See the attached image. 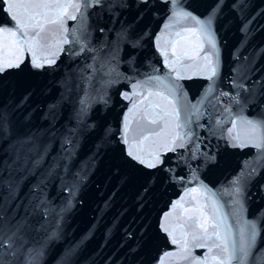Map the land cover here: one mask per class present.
<instances>
[{"label":"water","instance_id":"95a60500","mask_svg":"<svg viewBox=\"0 0 264 264\" xmlns=\"http://www.w3.org/2000/svg\"><path fill=\"white\" fill-rule=\"evenodd\" d=\"M179 5L201 20L210 14L214 18L218 76L209 81L191 68L184 70V79L175 81L182 86L178 95L185 99L181 103L188 105L201 101L208 86L215 84L203 109L211 113V122L206 114L193 124L203 141L200 152L214 160L206 162L203 156L192 160L190 152L177 148L175 153H162V166L147 169L130 160L127 145L122 143L124 116L132 108L124 93L131 95L132 84L149 75L167 74L175 79V73L164 65L155 39L169 23L171 5L166 0H147L146 4L103 0L87 12L88 42L94 52H80L79 45L70 52L71 46L64 45L56 63L39 70L31 67V58L25 54L20 69L0 74V108L12 114L11 136L0 139V202L8 196L4 181H10L17 191L9 215L18 210L19 219L26 209L30 214V201L44 200L48 208L47 216L29 217L28 247L39 252L34 264H157L165 252H177V246L160 229L164 214L173 212L170 222L178 223L176 217L194 203L193 197L203 195L201 185L217 194L221 211L228 217L226 224L235 232L239 222L231 215L232 198L226 192L245 170L246 162L255 160L258 153L252 147L234 148L224 137L234 116L264 117V0H179ZM9 23L0 9V26ZM76 24L66 22L69 32ZM182 27L173 22L167 31L176 41L174 50L187 51L193 57L184 63H193L199 40L191 32L175 37ZM122 30H127L126 40L119 37ZM131 41H139L138 46L133 47ZM172 50L170 46V57ZM238 73H243L241 81L250 90L240 91L242 113L228 97L213 98L220 92L236 95L233 80ZM82 101L86 115L78 124L75 117ZM229 106L232 112H224ZM217 119L223 128L215 126ZM196 123L204 127H196ZM77 128L71 159H62V139ZM208 128L215 134L210 135ZM33 133L50 149L35 169L31 162L26 168L22 161L14 162L12 147L14 141ZM57 164L49 175L50 167ZM36 185L39 191H34ZM193 188L199 192L190 193L185 197L188 203L173 210V203ZM243 199L242 219L255 220L260 229L253 252L264 257V168L246 184ZM193 251L200 256L206 249ZM179 255L168 257L167 264H186Z\"/></svg>","mask_w":264,"mask_h":264},{"label":"snow or ice","instance_id":"6c2138e0","mask_svg":"<svg viewBox=\"0 0 264 264\" xmlns=\"http://www.w3.org/2000/svg\"><path fill=\"white\" fill-rule=\"evenodd\" d=\"M139 2L146 4L147 0H139ZM166 3L171 5L169 23L165 24L164 31L155 39L157 50L164 57V65L169 73H175V79H170L167 74L163 77L149 75L146 79L132 84L131 95L124 93V99L132 102V108H129L124 116L122 143L127 145V156L130 160L147 169H157L162 166L165 163L162 153H175L177 148L190 152L192 160L201 156L206 162L214 160L213 156L200 152L203 141L199 133L194 131L193 124L206 114L211 122V113H206L203 109L205 101L215 91V84L208 86L207 94L201 101L188 105L181 103L185 99L183 95H178L182 86L175 82L184 79V70L191 68H196L198 74L209 81H214L218 76V49L212 31L214 18L211 14L204 20L197 18L191 12L183 10L179 0H166ZM102 4L103 0H0V9L7 14L10 21L9 24L0 26V37H4L0 42V74L10 69H20L25 54L31 58V67L39 70L45 65L55 64L59 54L65 51L64 45L71 46L70 52L75 45L80 46V52H94L95 49L88 42L91 34L87 28V12L93 6ZM68 20L77 21L71 32L66 26ZM173 22L183 25L174 33L175 37L179 38L185 32H191L199 40L193 63H184L186 60H193L187 51L178 53L174 50L176 41L172 39L173 34L167 31L173 27ZM100 31L103 32L104 29ZM119 37L126 40L127 30H122ZM161 40L164 41L163 44ZM131 43L136 47L139 41H131ZM170 46L173 48L171 57ZM214 56L216 59H213ZM112 59H115V55ZM112 72L115 73V69H112ZM242 76L243 73H238L237 78L233 80V86L237 90L236 95L230 96L228 92H220L213 97L217 101L220 97H228L232 104L239 106L241 113L244 105L239 99L240 91H250L241 81ZM24 99L26 100L27 97ZM23 103L24 101H21V104ZM81 105L75 117L78 124L83 123L86 115L83 101ZM223 111L231 113L232 108L225 107ZM11 115L6 108H0V139L11 136ZM230 123L232 126L227 129V136L224 138L231 146L252 147L258 153L255 160L246 162L245 170L230 182L226 192L232 198L231 215L239 223L233 232V228L226 224L228 217L221 211L222 205L217 199V194L201 185L203 195L193 197L194 203L183 209V215L176 217L178 223L170 222L173 212L165 213L160 223V229L167 234L170 242L177 246L179 259L186 264H264V257H258L253 252L260 235L258 224L255 220L242 219L244 187L261 168H264V117L246 118L240 114L234 116ZM195 126L204 127L199 123ZM215 126L223 128V122L217 119ZM78 131V128L70 129L63 137L62 159H71L74 148L73 136ZM208 131L210 135L215 134L213 128H208ZM189 145L192 147L189 148ZM12 147L15 151L14 162L22 161V167L25 168L31 162L32 169L40 166L50 150L48 144H41L36 133L19 138L13 142ZM58 166L57 164L50 167L49 175ZM4 184L8 196L0 202V264H30V262L34 264L39 252L35 248L28 247L29 217L30 215L47 216L46 201L39 200L34 204L30 201L31 213L27 214L26 209V215L16 219L18 210H12V215L8 213L11 201L16 198L17 189L10 181H4ZM34 191H39V185L34 186ZM192 192L199 190L190 189L185 196L173 203L172 209L176 210L184 203H188L185 197ZM197 248L206 251L197 256L193 251ZM177 252H165L157 264H167V258L175 256ZM21 257L24 259L22 260Z\"/></svg>","mask_w":264,"mask_h":264}]
</instances>
